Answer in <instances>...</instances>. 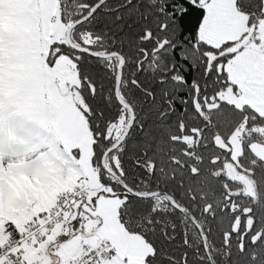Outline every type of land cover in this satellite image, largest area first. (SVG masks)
I'll return each mask as SVG.
<instances>
[{"label":"snow or ice","instance_id":"6c2138e0","mask_svg":"<svg viewBox=\"0 0 264 264\" xmlns=\"http://www.w3.org/2000/svg\"><path fill=\"white\" fill-rule=\"evenodd\" d=\"M0 264H264V0H0Z\"/></svg>","mask_w":264,"mask_h":264}]
</instances>
